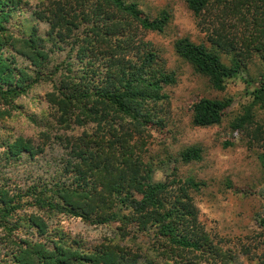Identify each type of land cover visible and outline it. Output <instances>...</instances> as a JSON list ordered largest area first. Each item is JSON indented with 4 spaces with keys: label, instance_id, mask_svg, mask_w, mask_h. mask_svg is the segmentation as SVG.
Returning <instances> with one entry per match:
<instances>
[{
    "label": "trees",
    "instance_id": "1",
    "mask_svg": "<svg viewBox=\"0 0 264 264\" xmlns=\"http://www.w3.org/2000/svg\"><path fill=\"white\" fill-rule=\"evenodd\" d=\"M185 2L207 41L180 38L175 52L217 91L244 80L251 102L232 128L262 144L264 166V129L254 114L264 109V0ZM21 5L0 0V104L10 115L19 112V100L50 83L40 105H49L60 130H84L60 138L66 155L43 172L33 167L43 168L44 146L24 136L4 145L2 160L11 172L0 174V264H238L200 219L193 193L204 184L176 173L157 182L145 161L147 118L169 102L165 88L177 83L146 37L164 33L171 13L153 18L133 0H43L34 11L49 27L42 33L38 26L18 31L25 26L16 22ZM63 44L72 54L52 67ZM251 65L257 79L244 77ZM232 104L231 98H200L192 105L193 125H220ZM202 154L192 146L181 158L198 161ZM56 215L115 226L114 237L85 248L50 230ZM259 259L264 264V253Z\"/></svg>",
    "mask_w": 264,
    "mask_h": 264
},
{
    "label": "rangeland",
    "instance_id": "2",
    "mask_svg": "<svg viewBox=\"0 0 264 264\" xmlns=\"http://www.w3.org/2000/svg\"><path fill=\"white\" fill-rule=\"evenodd\" d=\"M43 0H22L21 13L16 19L18 31L30 30L38 26L46 33L48 25L39 23L34 18L36 7ZM139 3L145 14L155 18L162 10H168L172 19L164 33H148L155 50L165 61L169 72L176 75L177 83L167 86L165 92L169 102L158 105L147 120L146 140L148 142L145 161L154 167V180L164 181L176 173L186 179L192 177L204 184L199 192H194L200 219L206 229L238 256V264H263L260 255L264 253V227L260 219L264 217V166L260 159L263 149L261 143L250 144L246 133L232 128L234 120L244 114V109L251 102L247 84L238 77L227 85L224 91L215 90L209 80L197 73L194 68L177 55L174 49L176 40L188 38L192 42L206 43L207 37L198 26V19L188 8L185 0H133ZM58 51L52 57V67L66 63L70 46ZM223 60L229 59L223 55ZM258 68L249 67L245 78L257 79ZM252 79V80H253ZM50 83H40L31 92L19 100L22 109L11 115L0 104V174L11 172V168L2 160L4 145L20 136L32 138L36 144L44 146L46 152L41 157L42 169L51 170L52 162L65 157L66 149L62 144L63 135H79L84 129L73 131L60 130L57 123L49 116L53 113L49 105H40L45 94L51 91ZM231 98L232 106L227 110L220 125L196 127L192 123V105L200 98ZM257 123L264 129V109H254ZM49 116V117H48ZM43 120V121H42ZM155 120V121H154ZM159 122L156 124L155 122ZM49 133L46 139L42 133ZM228 144V145H226ZM198 146L203 150L202 159L185 161L181 152L188 147ZM20 172L25 171L19 166ZM50 230L60 236L77 240L85 248H93L105 238L114 237L115 226L87 224L80 219L64 215L53 216L49 220ZM258 253L255 254V250ZM248 248L251 255H248ZM255 256V258H254Z\"/></svg>",
    "mask_w": 264,
    "mask_h": 264
}]
</instances>
